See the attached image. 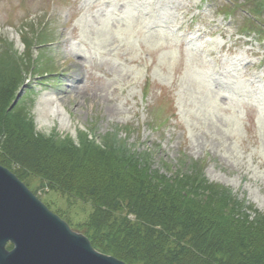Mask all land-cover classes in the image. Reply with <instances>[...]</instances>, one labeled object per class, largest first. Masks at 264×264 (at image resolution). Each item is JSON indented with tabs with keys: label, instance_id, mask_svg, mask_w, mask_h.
Segmentation results:
<instances>
[{
	"label": "rangeland",
	"instance_id": "obj_1",
	"mask_svg": "<svg viewBox=\"0 0 264 264\" xmlns=\"http://www.w3.org/2000/svg\"><path fill=\"white\" fill-rule=\"evenodd\" d=\"M254 1L0 0V53L12 47L35 60L6 109L23 102L47 136L110 134L161 173L200 161L210 182L264 214V16L249 28ZM76 70L81 91L67 95ZM26 182L74 230L92 211L40 177Z\"/></svg>",
	"mask_w": 264,
	"mask_h": 264
},
{
	"label": "trees",
	"instance_id": "obj_2",
	"mask_svg": "<svg viewBox=\"0 0 264 264\" xmlns=\"http://www.w3.org/2000/svg\"><path fill=\"white\" fill-rule=\"evenodd\" d=\"M251 8L254 28L264 0ZM39 40L46 44L47 33ZM21 56L1 49L0 163L24 182L37 176L50 191L90 202L88 218L73 227L97 250L127 264H264V214L251 213L227 187L210 182L200 161L190 160L191 172L161 173L110 134L101 142L82 131L77 140L47 136L35 131L23 102L8 111L27 60L35 65L32 53Z\"/></svg>",
	"mask_w": 264,
	"mask_h": 264
},
{
	"label": "water",
	"instance_id": "obj_3",
	"mask_svg": "<svg viewBox=\"0 0 264 264\" xmlns=\"http://www.w3.org/2000/svg\"><path fill=\"white\" fill-rule=\"evenodd\" d=\"M0 264L127 263L97 250L0 163Z\"/></svg>",
	"mask_w": 264,
	"mask_h": 264
},
{
	"label": "bare ground",
	"instance_id": "obj_4",
	"mask_svg": "<svg viewBox=\"0 0 264 264\" xmlns=\"http://www.w3.org/2000/svg\"><path fill=\"white\" fill-rule=\"evenodd\" d=\"M119 21H114V25L116 26L117 25V23H118ZM112 23H111V28H110V30L111 29H113V25ZM125 25V24H124ZM102 39H104V44L105 43H108V45H112L114 42L113 41H111V40H109V41H107V39H106V36H105V34H104V37H101ZM66 51L67 52H75V49H74V47H73V45L72 44H67V46H66ZM78 54H79V56H81L80 55V52H78ZM83 58H85L86 59V57L84 56ZM83 58H82V61H83ZM82 61H80L79 62V60H77V62H76V66H77V68L79 69V66L81 65V62ZM79 78H81L80 77V72H79V70H76L75 72H73L71 75H70V79H68V84H67V91H65V93H67V95H71V94H73V93H75V92H80L81 90H80V86H78V82H79ZM55 103V104H54ZM56 105V100L54 101V102H51V104H50V110H52L53 109V107Z\"/></svg>",
	"mask_w": 264,
	"mask_h": 264
}]
</instances>
